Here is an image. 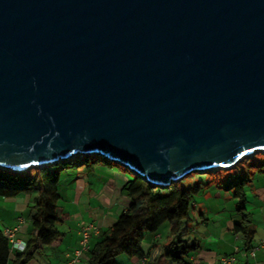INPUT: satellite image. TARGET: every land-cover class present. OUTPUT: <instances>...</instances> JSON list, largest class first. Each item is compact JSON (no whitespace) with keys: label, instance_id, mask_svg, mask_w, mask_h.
<instances>
[{"label":"water","instance_id":"95a60500","mask_svg":"<svg viewBox=\"0 0 264 264\" xmlns=\"http://www.w3.org/2000/svg\"><path fill=\"white\" fill-rule=\"evenodd\" d=\"M264 151V0H0V168L97 154L168 187Z\"/></svg>","mask_w":264,"mask_h":264},{"label":"trees","instance_id":"16d2710c","mask_svg":"<svg viewBox=\"0 0 264 264\" xmlns=\"http://www.w3.org/2000/svg\"><path fill=\"white\" fill-rule=\"evenodd\" d=\"M112 163L97 154H75L56 163L22 171L0 168V198L32 195V204L26 215L31 232L26 248L23 252H12L8 240L0 231V264H27L38 249L60 244L63 233L59 231L58 225L62 219L57 204L61 199V170L69 171L82 165H85L87 171L96 167L116 170ZM130 175L122 189L130 199L129 206L110 227L100 232L97 241L89 245L84 264H117L116 258L119 255L142 259L145 254L141 245L145 236H157L164 224H168L172 238L162 246V256L169 264H188V254L198 248L196 241L190 242L188 237L191 220L189 211L192 196L202 188V184L188 188L180 185V179L175 184L162 187L136 177L133 173ZM245 184V180H240L234 185V196L238 198L235 215L239 221L232 224L231 231L243 236L247 251L251 247L255 230L249 225Z\"/></svg>","mask_w":264,"mask_h":264},{"label":"rangeland","instance_id":"374dc122","mask_svg":"<svg viewBox=\"0 0 264 264\" xmlns=\"http://www.w3.org/2000/svg\"><path fill=\"white\" fill-rule=\"evenodd\" d=\"M112 166L122 173L128 175L131 173L117 164L112 163ZM78 171L79 173H77ZM85 171H87L85 165L71 168L69 171H60L59 193L63 198L57 205L65 208L64 213L69 215L68 222L75 219L72 216L73 207L66 205V199L72 198L71 187L73 185L74 188L76 187L77 176ZM101 177L106 180L111 179L113 183L119 182L115 174L110 175L95 169L84 181L98 183ZM240 180L246 181L244 186L246 209L250 219L249 225L255 230L251 246H256L264 241V151H256L239 158L231 168L192 172L181 178L180 185L184 187L189 188L195 184H202V188L192 196L189 211L191 221L188 237L190 242L195 240L198 244L200 250L194 251L197 254L202 253L201 255H203L211 249L214 255L234 254L238 260L241 253H244L243 236L241 234L235 236L230 230L232 224L239 221L235 215L238 198L234 196V185ZM168 228V224H164L158 232L161 235L162 243L166 241L169 233ZM58 229L62 231L63 226L58 225ZM142 248H146L145 242L142 244ZM235 248L241 249V253H235ZM253 262L254 259H249V264H253Z\"/></svg>","mask_w":264,"mask_h":264},{"label":"crops","instance_id":"0c3cea01","mask_svg":"<svg viewBox=\"0 0 264 264\" xmlns=\"http://www.w3.org/2000/svg\"><path fill=\"white\" fill-rule=\"evenodd\" d=\"M94 169L102 173H108L110 175L115 174V176L119 179V182L113 183L111 179L106 180L103 177L100 178L98 183L90 181L87 182L88 180L85 182L84 180L88 179V175L93 173ZM94 169L91 171L82 172L81 175L77 176L76 187L74 188V185L71 187L72 198H70V200L68 198L66 199V205L73 207L72 216L75 220L68 222L67 218L69 215L64 213L65 208L58 207L63 222L59 224L63 226V230L61 231V233H63V237L60 244L57 246H44L38 249L36 252H34L32 259L27 264H65L73 249L78 246L80 230L82 227L88 224H94L97 228V231L92 234L89 241V245H92L95 241H97L100 232L103 229L110 227L115 222L118 215L127 209L130 204V199L124 194L122 189L124 184L130 179V176L107 167H96ZM77 173H79V171ZM62 198L63 197L61 196V199ZM31 204L32 195L28 194H21L14 198H0L1 233L5 229H12L16 226H19L17 237L20 240L27 242L31 232L30 222L26 215L28 207ZM234 235L238 236L239 234ZM171 238L172 236L168 233L166 241L162 243L160 241L161 235L159 233L157 236L146 235L144 241L142 242V244L145 242L146 248L143 249L141 245V249L145 254L142 259L119 255L116 258V263L169 264L162 256L161 248L167 244ZM197 249L198 251L200 250L199 246ZM240 250L241 249L239 248H235L234 251L235 253H241ZM243 251L244 253L246 252L244 248V242ZM201 254L202 253L197 254V252L189 253L186 260L187 263L216 264L221 257L234 255L225 253L214 255L211 249L207 250L205 254ZM249 259H254L253 264H264V251L256 253L254 257H246L243 256V253H241L239 259L237 260L236 258V264H249ZM84 262L85 259L83 258L81 264H84Z\"/></svg>","mask_w":264,"mask_h":264},{"label":"built area","instance_id":"2783aa9c","mask_svg":"<svg viewBox=\"0 0 264 264\" xmlns=\"http://www.w3.org/2000/svg\"><path fill=\"white\" fill-rule=\"evenodd\" d=\"M19 226L12 229H5L2 234L8 240L10 244V249L12 251L23 252L26 248V242L20 240L17 237ZM97 231L94 224H88L81 228L80 239L78 241V246L73 249L71 254L68 256L65 264H81L84 255L89 250V241L93 233ZM264 251V241L257 244L256 246H251L243 256L254 257L257 252ZM216 264H236V258L234 255L221 257Z\"/></svg>","mask_w":264,"mask_h":264}]
</instances>
